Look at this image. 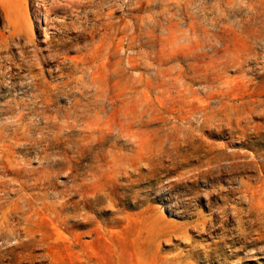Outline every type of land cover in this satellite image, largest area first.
<instances>
[{
	"label": "rangeland",
	"instance_id": "374dc122",
	"mask_svg": "<svg viewBox=\"0 0 264 264\" xmlns=\"http://www.w3.org/2000/svg\"><path fill=\"white\" fill-rule=\"evenodd\" d=\"M0 264H264V0H0Z\"/></svg>",
	"mask_w": 264,
	"mask_h": 264
},
{
	"label": "bare ground",
	"instance_id": "6f19581e",
	"mask_svg": "<svg viewBox=\"0 0 264 264\" xmlns=\"http://www.w3.org/2000/svg\"><path fill=\"white\" fill-rule=\"evenodd\" d=\"M40 92H36L35 96H42V98H48V90H45L44 88L40 87L38 88Z\"/></svg>",
	"mask_w": 264,
	"mask_h": 264
}]
</instances>
